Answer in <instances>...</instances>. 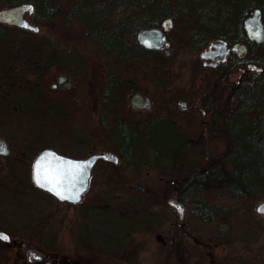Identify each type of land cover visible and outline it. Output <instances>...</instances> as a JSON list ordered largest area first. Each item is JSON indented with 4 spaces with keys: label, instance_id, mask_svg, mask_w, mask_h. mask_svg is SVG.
Returning <instances> with one entry per match:
<instances>
[{
    "label": "rangeland",
    "instance_id": "rangeland-1",
    "mask_svg": "<svg viewBox=\"0 0 264 264\" xmlns=\"http://www.w3.org/2000/svg\"><path fill=\"white\" fill-rule=\"evenodd\" d=\"M225 1L229 0H201L197 7L212 2L220 7ZM92 2V0H61L63 13L50 20H38L35 10L30 15L33 20L31 22L39 27V31L28 36H37L36 40L39 44L36 46H42L44 70L49 67L46 62H51L54 64L53 67L58 69L52 80L60 73L71 72L75 81L79 82L77 89L81 94L79 99L76 98L79 103L73 109H71L73 103L70 96L72 91L54 90L49 85L45 86L47 94L44 96V105L64 108L62 112L64 115L74 113L68 119L67 125L60 121L58 115L61 116L62 113L59 114L56 110L54 112L45 110L44 113L39 114H26V112L21 114L20 105L28 100H14L11 106L4 104L1 106L0 135L10 134L13 141L21 142L26 147L29 160L53 142H60V146L70 153L88 156L115 148L114 136L109 137L110 128L106 125L108 123L112 125L115 114L138 126L144 125L149 116L168 114L181 126V133L188 138L190 146L187 147L191 148L190 156L180 163H175V166L170 164L160 167L145 165L140 159L137 164L126 168L99 162L94 167V179L82 202L63 213L54 210L56 202L54 197L44 190L32 187L30 180L26 182L7 179L6 182L11 187L9 189L11 201L0 213L6 221H38L41 218L48 220L49 228H52L48 231V237L55 236V245L63 252L71 253L76 247L83 253L102 248L114 243L116 240L113 238L118 237L120 232L126 237L125 244L128 242L125 246H134L133 257L139 264H164L167 256H170L167 264H182L180 259L184 256L181 252L185 247L177 242L173 245V241L170 249L164 245V231L170 226L171 231L180 227L178 224L180 219L175 210L169 206L168 198L180 196L178 193H181L183 177L193 171L211 167L215 156L227 148L228 138L219 135L220 124L213 114L208 117V123L203 122L199 111L194 109L193 114L180 112L178 103L179 100L187 99L196 106L202 101H208L223 110L227 102L231 103L233 88L223 81L221 72L219 77L214 76L218 70H213L214 75L206 72L200 50L193 44V36H190V31L185 35L183 30H179L180 26L174 33L176 41L170 56L159 54L155 57V64H147L151 61L147 57H140L139 60L124 59L123 63L117 64V58L107 55L106 49L97 43V39L94 40L85 28L86 23L81 21L84 19L89 24H96L95 26H99L102 22L95 15V8L88 9L87 4ZM81 4L86 6V9L82 8L84 10L82 19L68 18L67 12ZM185 6L187 12L184 19L187 20L181 28L188 27L191 22L189 18L195 16L194 6ZM7 7L9 6H1L0 3V9ZM115 12L116 10L109 14L111 20L116 17ZM218 15L221 14L211 13L209 17H204L206 21L215 25L213 29L215 32L228 23L226 18ZM105 16L106 14L103 17ZM229 23L237 27L238 21L232 20ZM2 26L4 25L0 24V27ZM7 29L16 28L8 26ZM134 37L129 35L126 40L132 43ZM10 41L9 50L13 61L16 58L24 61L19 57L22 56L23 51L27 59H31L32 51L36 46L31 44L30 47H25L16 40L13 42L10 39ZM253 50V56L264 61V45L255 46ZM71 54H74L75 58L71 57ZM1 58L2 56L0 66L3 62ZM71 60L74 63H71ZM228 70L229 68H226L224 72ZM239 74V69L235 68L229 76L235 81ZM117 78L118 85L109 86ZM132 85L153 94L155 104L151 111H133L129 109V101L127 100V105L126 101H123L122 97H125L126 93L122 91L123 94L120 95L121 87L130 88ZM166 86H172V89L166 91ZM209 94L210 98H208ZM105 96L107 97L104 100ZM76 110H78L77 114H75ZM161 125L157 127L155 133L151 127H148L147 130L151 134L148 133L145 137L150 151L155 154V161L158 159L157 156L161 161L170 160L176 153L172 148L175 142L174 133L166 129L167 125L165 126L164 123ZM143 138L139 139L137 145H141L145 148L142 151H145L148 146ZM201 147L204 152L199 154L198 149ZM133 148L136 149V145H133ZM239 155V159L244 160L246 153L241 152ZM117 172L123 173L126 179L117 182L109 178V174ZM235 175L243 183L245 169L238 167ZM213 180L216 182L215 185L225 181L224 178ZM139 183L143 185L141 190L137 187ZM206 188V191H209L205 192V195L221 194V191H214L210 185ZM14 189L19 192L27 190L26 198L20 201L19 194ZM200 193H196L191 188L189 189L191 202L182 199L187 205L183 222L184 230L191 237L192 248L203 255L198 263L211 264L215 260L217 264H264V214L256 209L257 204L264 200V193L237 198L230 195L229 191L224 192L225 196L220 199L224 204L223 212L218 219L208 223L198 220L194 212L195 197L200 196ZM21 203L23 206H20ZM85 204L93 205L94 208L84 206ZM59 213L61 216L58 219ZM129 226L137 227L131 234L130 240L127 236V233H131ZM71 231L77 235V246ZM48 237L44 235L46 242ZM113 246L115 249L116 245ZM126 252L128 253L126 249L121 251L120 258H125Z\"/></svg>",
    "mask_w": 264,
    "mask_h": 264
},
{
    "label": "flooded vegetation",
    "instance_id": "flooded-vegetation-1",
    "mask_svg": "<svg viewBox=\"0 0 264 264\" xmlns=\"http://www.w3.org/2000/svg\"><path fill=\"white\" fill-rule=\"evenodd\" d=\"M93 2L90 4H87L89 7L88 9H91L92 7L95 8V15L100 20H102L101 24L98 26L99 28H88L85 26L86 30H88L89 34L94 33H100V31L103 28V31L108 30L106 33L115 32L119 35H134L133 42L137 41L141 48H143L144 51L147 52V54L143 55H137L132 54L128 55L126 57H123L122 53V47H119V51L115 53L114 50H107V55H111L115 58H117L118 62L117 64L123 63L124 59H134L139 60L140 57L148 59H151L147 64H155V57L156 53L159 54H166L170 56V54L173 51V47L175 44V38L174 33L177 31V27H179V30H183L185 32V35L187 31H190V36H193V44L197 49L200 50V56L203 60V64L205 67L206 72H211V74L214 75V71H217L221 69V74L223 75V81L225 83H228L233 90L235 87L241 83V79L248 75L251 71H254L252 69H248L249 63H258V58L253 56V48L255 46H263L264 40L261 42H258L256 40H253L248 32L247 29V20L252 17L255 14L256 9H260V18L263 25L264 30V0H229L222 2L220 7L215 6L212 3H207L205 5H200L201 0H92ZM25 2V1H23ZM251 2H254V6L251 7ZM22 3V2H20ZM19 4V3H16ZM14 4V5H16ZM185 5H192L195 8V16L193 15L192 18H189L191 21L188 27L181 28L182 25H185L186 21L184 18L186 16V6ZM253 5V4H252ZM13 6V5H12ZM10 7V6H9ZM82 8L86 9L85 4H81L79 6H75L72 8L71 13L72 15H77V18H80L82 16V13L84 10ZM126 8V10H125ZM115 19L111 20L109 17V14H112L113 11H115ZM220 11H226L225 13H221ZM211 13L221 14L218 15L222 18H226L228 20V23L221 26V29L218 32H215L213 29L215 28V25L213 23H210L205 20L204 17H209ZM32 13L26 12L25 17L29 19L30 21H33L30 17ZM104 14H106L105 17ZM108 14V15H107ZM71 15V18H74V16ZM238 21L237 27L233 24H230L231 21ZM33 23V22H32ZM0 24L13 26L15 28H21V29H27L24 27H20L16 24H10V23H4L0 22ZM34 24V23H33ZM89 24V23H88ZM156 27L163 30V32L166 35L167 40L169 41V45L162 48H149L143 45L139 40L137 39L138 32L143 28H151ZM183 27V26H182ZM29 31L30 30L27 29ZM4 32V34L7 37H10L12 32H15V30L11 29H4L0 30V32ZM102 31V32H103ZM38 32V31H37ZM189 36V35H188ZM132 42V43H133ZM129 43V44H132ZM219 44V45H216ZM236 44H241L238 47H236ZM104 48L103 46H101ZM11 45L8 46V52L7 55L5 54L3 56V62L0 66V110L2 104L11 106V102L14 100H21L28 102V112H27V102H23L20 106L21 114L29 113V114H39L44 113V111L49 112H58L59 114L62 113L63 109L55 108L53 105H44V96L47 94L45 92V86L43 82V75L45 73H49V70H44V63H42L43 58V50L42 46H36L34 48L33 54L31 55V59H27L25 52L23 51L22 59L17 60L19 58L14 59L11 55ZM105 49V48H104ZM113 53V54H112ZM35 59L36 57V60ZM71 57H74V54H71ZM147 62V61H146ZM71 63H74L71 60ZM46 64H49L53 66L51 62H46ZM105 64V62H104ZM226 68H229L228 72L224 70ZM238 68L240 71V74L238 78L233 81L229 74L232 72V69ZM256 71V70H255ZM210 74V73H209ZM210 74V75H211ZM61 75H67L68 79L65 80L63 83L59 82V77ZM219 77V76H218ZM221 78V77H220ZM118 78L115 80V82H111L109 86H116L118 85ZM56 84V85H55ZM79 85V82L75 81V78L72 76L71 72H63L60 73L55 79H53L49 86L52 87L54 90H60L65 89L67 92L72 91L70 94L71 96V102L76 100V98L79 99V95L81 94V91L77 89V86ZM172 86H166V91L171 90ZM126 93L127 95L124 98L123 101L127 100L129 101V109H132L136 112H148L151 111L154 104H155V98L153 94L146 93L142 89L139 88V86L132 85L130 88L128 86L121 87L120 95L123 93ZM141 93L144 96H148L151 98V108L145 109V108H136L132 105V98L136 93ZM69 94V93H68ZM108 96V94H106ZM104 97L105 98L107 97ZM210 98V94L208 96ZM30 99H36L31 100ZM206 100V99H205ZM3 102V103H2ZM170 104V103H169ZM180 107V112H192L194 113V109L196 111H199L200 118L203 122L208 123V117L213 114L214 108H217V106L208 101H202L199 104L195 106V103L188 101L187 99L179 100L178 103ZM24 106V107H23ZM117 113V108H116ZM214 115V114H213ZM118 117V115H117ZM119 120L124 122L125 120L128 121L126 118L119 116ZM81 121V120H78ZM159 123H164V125H167L166 129H170L174 133L177 139H180L182 134L181 126H179L176 121L168 114H159L157 116H149L146 120L144 125H135L134 123L128 121L127 127L132 132L137 133V136L147 135L150 133L147 128L151 127L154 132L156 131L158 126L156 125ZM107 127L110 128V133L108 132L109 137L112 135L114 136V147L111 149L115 153H117L120 156V162L115 163L111 160H106L103 158H99L97 162L95 163L94 167L99 162H106L111 165H117L121 166L123 168L131 167L132 164H137L138 158L124 157L125 154L132 155V144L126 143L121 132H112V126L111 124H106ZM123 126V125H122ZM157 126V127H156ZM121 131V129H119ZM167 131V130H166ZM151 134V133H150ZM112 136V137H113ZM140 137V138H141ZM0 138H3L6 140V152L2 153L0 152V211L4 210L6 207L5 205H8L11 201V187H9V184H7V179H13V180H21V181H31L32 187L36 189H41L46 192H48L52 197L55 199V211L63 213L65 210H70L71 207H76L79 203L82 202V200L85 197V194L88 192L91 186V182L93 181V170L89 179V187L88 189L83 193L82 199L78 202H71L68 200H61L57 196H55L50 191H47L41 187H39L34 182V176H33V165L34 161L37 158L38 154L40 153V150L36 156L32 160H29L28 154L26 151V147L18 141H13L12 136L9 134L7 135H0ZM176 142V141H175ZM173 143L175 145L176 143ZM180 146H187L186 143L180 144ZM59 151L60 153L73 156V157H87V156H78L74 153H70L69 150H64L65 148L60 146V142H53L50 144V146ZM126 147V151L123 152L120 150V148ZM171 147V146H170ZM104 151V150H103ZM102 152V151H101ZM99 153V152H98ZM13 154L15 156H13ZM93 154V153H92ZM91 155V154H90ZM89 156V155H88ZM28 167H31L29 169ZM109 178H111L113 181H124L126 177H124V174L121 172H117L115 174H109ZM26 186V185H25ZM138 190H141L143 188V185L141 183L138 184ZM15 190V189H14ZM7 191V192H6ZM19 194V200L22 201L24 198H26L27 190L24 192H20L15 190ZM125 193V192H123ZM181 196V193H178ZM176 196V197H180ZM171 197V196H170ZM181 198V197H180ZM182 199V198H181ZM20 206H23L21 203ZM87 207H90L91 209L94 208V206L84 205ZM170 206V205H169ZM171 207V206H170ZM172 208V207H171ZM87 209V208H86ZM53 210V211H54ZM52 211V212H53ZM85 211V210H84ZM176 212V211H175ZM57 215V218L59 219L61 214ZM177 213V212H176ZM186 214V213H185ZM177 216L179 217L178 213ZM186 216V215H185ZM180 219V217H179ZM184 220L179 221V226L183 227ZM71 228V226L69 227ZM137 227L129 226V229H131V233H127V236H132L131 234ZM52 229L49 228V221L48 220H36V221H6L5 217L0 213V233L8 234L9 238L4 239L0 238V264H139L137 260L133 257V251L135 250L133 247L125 246L128 242L125 244V238L120 232L118 237L113 238L116 240L114 243L102 246V248H97L95 250H90V252H80L78 248L76 247L75 250L71 253L63 252L61 249H59L55 245L56 237L51 236L48 237V231ZM172 227H168L167 230L164 231L163 234V240L165 247H168L169 249L172 247L171 241V231ZM71 230V229H70ZM82 231V230H81ZM83 232V231H82ZM46 234L47 242L44 239V235ZM72 236L76 240V246H77V235L76 233H72ZM113 240V241H114ZM113 244H115L116 248L114 249ZM128 251L125 254L127 255L125 258L121 257V251L125 250ZM120 250V251H119ZM128 254H131V256H128ZM120 255V256H119ZM170 256H167V259H165L164 264H167L170 260ZM203 255L200 256L199 263L202 259ZM135 259V260H134ZM180 263L186 264L184 262V259H180ZM198 263V264H199ZM211 264H217L215 260L212 261Z\"/></svg>",
    "mask_w": 264,
    "mask_h": 264
},
{
    "label": "trees",
    "instance_id": "trees-1",
    "mask_svg": "<svg viewBox=\"0 0 264 264\" xmlns=\"http://www.w3.org/2000/svg\"><path fill=\"white\" fill-rule=\"evenodd\" d=\"M23 1H30L35 4V15L39 17L38 20H50L63 13V6L62 3H60L61 0H1L0 3L1 6H12ZM254 5V2H251V7ZM76 16L77 15L74 17ZM67 17L71 18V10L67 12ZM80 18L82 19L81 16ZM81 21L85 22L86 27L90 29L99 28L98 26H95L96 24H88L84 19ZM2 27L7 29L8 26L4 25ZM2 27H0V30H3ZM103 28L104 27H102L100 33H92L91 35L94 37V40H98L97 43L105 49L114 50V55L119 51V47H122L123 57L132 55L133 53L137 55L147 54L137 41L129 44L126 40L127 36L119 35L116 31L106 33L108 30L103 31ZM32 33L33 31L27 29L16 28V31L12 32L10 37H7L3 31L0 32V57L2 56V61L3 55H7L8 46L11 45L10 39L13 42L16 40L22 43L25 47H30L31 44H33L31 46L38 45L39 42L36 40L37 36H28ZM155 55L158 56V53ZM258 63L264 65L263 60H258ZM53 66L50 65L47 68L50 72L43 75V82L46 86L51 82L55 75L54 73L58 71V69ZM220 72L221 69H219L218 73L214 76H219ZM72 103L71 109L77 106L79 102L76 99ZM227 103V106L223 110L218 107L212 109L215 119L220 124L221 131L219 132V135L228 138L227 148L215 156L211 167L206 170L193 171L181 179L182 187L180 190L182 199L191 202L192 197L189 194V189L191 188H193L196 193L201 192L200 196L195 197L194 212L198 217V220L205 223L212 222L220 217L221 212H223L224 209V204L220 199L225 196L224 192L226 193V191H229L231 193L230 195H234L237 198L244 195L255 196L260 192L264 193V71L254 70L244 76L241 79V83H239L233 90L231 103ZM77 113L78 110L75 111V114ZM72 114L74 113H66L65 115L62 113L61 116L58 115V118L62 123L67 125V121ZM126 123H128V121L125 120L122 122L118 119L116 114L113 116L112 132H121L126 143H131L132 147L133 145H136V149L129 148V150H132L133 154H125L124 157L138 158L141 160L140 162L145 165L160 167L170 164L175 166V163H180L182 162L181 160H185L190 156L191 148L180 146V144L183 143L190 146V144H188V138L183 134H180V139H177L176 136L174 138L176 144L173 145L172 148L176 150V153L172 158L170 160L166 159L161 161L158 160L159 156H157L158 159L155 161V154L150 151L149 144L147 145L145 138L147 135H142V137H144V142H146V145L148 146L145 151H142L145 148L141 145H137L139 139H141V135L139 136L138 134L137 136V133L133 131L131 132ZM161 124L162 123L156 125ZM119 129H121V131H119ZM120 150L125 152L126 147L120 148ZM202 152H204L203 147L198 149L199 154H202ZM241 152L246 153L244 160L239 159V153ZM238 167L245 169V180L243 183L239 180V177L235 175ZM217 178H224L225 181L219 183V186L215 185L214 183L216 182L213 179ZM207 185L214 188V191H221V194L213 195L208 193L205 195V192L209 191H206ZM171 238L174 242L173 245H176L177 242L182 247H185L181 254L184 256L183 259L186 264H198L202 253L192 248L190 243L191 237L184 230V227L174 228Z\"/></svg>",
    "mask_w": 264,
    "mask_h": 264
},
{
    "label": "water",
    "instance_id": "water-1",
    "mask_svg": "<svg viewBox=\"0 0 264 264\" xmlns=\"http://www.w3.org/2000/svg\"><path fill=\"white\" fill-rule=\"evenodd\" d=\"M35 10V4L30 1H25L4 9H0V22L16 24L20 27H24L30 30H34L35 32L39 31V27L33 24L29 19H27L24 15L26 12L32 13ZM247 29L250 37L253 40L261 42L264 40V30L263 25L260 18V9H256L255 14L247 20ZM137 39L143 45L149 48H162L169 45V41L166 38L165 33L160 28H143L138 32ZM216 45H219L216 43ZM241 44H236L238 47ZM248 69L256 70V71H264V67L258 65L257 63H249ZM68 79L67 75H61L59 77V82L63 83ZM56 85V84H55ZM132 105L136 108H151V98L148 96H144L141 93H136L132 98ZM0 149H6V140L0 138ZM0 152L4 153L5 150H0ZM44 158V161H59L61 163L64 162H86L82 163L83 174L78 178V180L74 181V186L71 187L70 191H66L63 196L58 195L57 192H54L51 186H46L45 184L37 182L36 179V162L41 158ZM99 158H103L106 160L114 161L115 163L120 162V156L112 150H104L99 153H93L87 157H73L63 153H60L56 149L52 147L43 148L38 154L37 158L34 161L33 165V176L34 182L41 188L50 191L55 196H57L61 200H68L71 202H78L82 199L83 193L89 187V179L92 173V169ZM72 167V165H69ZM78 193L79 199L70 198L74 194ZM169 205L178 213L181 220H184L185 213L187 210V205L185 201H183L180 197L171 196L168 198ZM264 200L260 201L257 204V211L261 214H264ZM9 237V235L7 234Z\"/></svg>",
    "mask_w": 264,
    "mask_h": 264
},
{
    "label": "snow or ice",
    "instance_id": "snow-or-ice-1",
    "mask_svg": "<svg viewBox=\"0 0 264 264\" xmlns=\"http://www.w3.org/2000/svg\"><path fill=\"white\" fill-rule=\"evenodd\" d=\"M0 150L6 151V149ZM82 163L86 162L70 161L61 163L55 160L44 161L42 157L35 165L37 182L51 186L54 192L63 196L66 191H70L71 187L74 186L73 182L83 174ZM69 165H72V167H69ZM70 198L79 199V195L76 193ZM261 210H264V208ZM0 238L8 239L9 237L4 233H0Z\"/></svg>",
    "mask_w": 264,
    "mask_h": 264
}]
</instances>
